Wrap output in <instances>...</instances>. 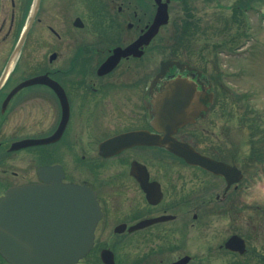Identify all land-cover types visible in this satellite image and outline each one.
I'll list each match as a JSON object with an SVG mask.
<instances>
[{"label": "flooded vegetation", "instance_id": "1", "mask_svg": "<svg viewBox=\"0 0 264 264\" xmlns=\"http://www.w3.org/2000/svg\"><path fill=\"white\" fill-rule=\"evenodd\" d=\"M156 11L154 0H0V43L12 46L0 62V197L49 178L93 194V245L73 264H254L264 259L255 247L260 209L243 201L247 168L225 160L232 141L219 129V88L228 83L219 56L238 59L241 50L196 45L188 20L174 23L170 43L166 26L146 40ZM177 144L195 160L235 166L242 180L227 186L171 152ZM60 201L55 214L46 198L19 205L10 236L46 238ZM0 264L11 263L0 254Z\"/></svg>", "mask_w": 264, "mask_h": 264}, {"label": "rangeland", "instance_id": "2", "mask_svg": "<svg viewBox=\"0 0 264 264\" xmlns=\"http://www.w3.org/2000/svg\"><path fill=\"white\" fill-rule=\"evenodd\" d=\"M185 3L190 8L184 10ZM171 5L170 24L162 30L164 43L171 42L168 31L173 30L174 23L188 20L198 26L193 37L196 45L222 42L229 48L241 50L238 59L219 56L221 74L228 75V83L223 84L225 88H219V109H222L219 129L222 126L224 135L232 141L230 145H224L229 149L223 153L225 160L247 168L245 184H250L251 189L243 196V201L259 207L261 217H257L256 227L263 229L264 163L250 160L252 151L249 149L257 147L260 154L264 152V0H172ZM7 10L4 4L2 11ZM185 11L191 16L183 13ZM10 44L0 43L1 63L10 53ZM166 49L160 52L161 59L168 54ZM43 54L44 49L31 48L32 59H41ZM221 188L219 184V191ZM263 236L264 233L255 241L257 251H264ZM223 259L219 257V264H224ZM208 264H216V261L208 260ZM254 264H264V260L255 259Z\"/></svg>", "mask_w": 264, "mask_h": 264}, {"label": "water", "instance_id": "3", "mask_svg": "<svg viewBox=\"0 0 264 264\" xmlns=\"http://www.w3.org/2000/svg\"><path fill=\"white\" fill-rule=\"evenodd\" d=\"M154 2L157 5V11L152 25L143 36L146 40H149L168 21L167 1L154 0ZM26 34L27 31L25 30L13 56L23 43ZM13 56L11 60H13ZM168 95L170 94L166 92L163 97ZM175 118V122L179 124L184 122L186 117L176 114ZM170 151L185 158L188 162L191 161L210 172L219 174L225 179L227 186L238 182L242 177L235 167L223 162L217 163L193 153L194 157L197 156V160H195L189 156L191 153L188 150H182L178 144L170 147ZM44 181L47 184H31L19 187L20 190L10 189L4 196L0 197V254L11 264H72L83 257L93 244V230L96 221L94 212L96 203L93 194L85 187L65 184L57 179L49 184L50 178ZM46 188L57 190L58 195L56 191L44 192L43 189ZM56 196H62L59 209L62 210L63 215L59 218L58 225L55 221L52 223V233H47L46 238L43 236L40 242L30 237H19L15 233V236L13 234L10 236L14 226L13 221L20 222L19 218L11 217L12 210L19 209V205H29L35 197H41L47 199L48 207H51L53 214H55L57 210ZM55 228H58V232H55ZM49 230L50 226L47 231ZM234 242L235 239L230 240L227 247L230 248ZM186 261L187 259H182L177 264H185Z\"/></svg>", "mask_w": 264, "mask_h": 264}, {"label": "trees", "instance_id": "4", "mask_svg": "<svg viewBox=\"0 0 264 264\" xmlns=\"http://www.w3.org/2000/svg\"><path fill=\"white\" fill-rule=\"evenodd\" d=\"M258 141V140H257ZM254 145V144H253ZM255 147V146H254ZM251 150L253 151V152H251V154L252 155H259V157H261L262 156V154H263V156H264V153H259L258 151H259V149L257 148V147H255V149L254 148H251ZM256 158H258L257 156H256ZM263 261V260H262Z\"/></svg>", "mask_w": 264, "mask_h": 264}]
</instances>
